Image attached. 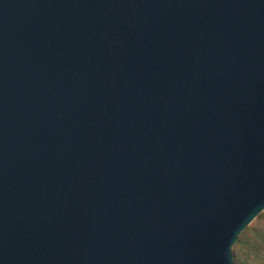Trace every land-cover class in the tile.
<instances>
[{
    "label": "water",
    "instance_id": "95a60500",
    "mask_svg": "<svg viewBox=\"0 0 264 264\" xmlns=\"http://www.w3.org/2000/svg\"><path fill=\"white\" fill-rule=\"evenodd\" d=\"M264 212V0H0V264H234Z\"/></svg>",
    "mask_w": 264,
    "mask_h": 264
},
{
    "label": "trees",
    "instance_id": "16d2710c",
    "mask_svg": "<svg viewBox=\"0 0 264 264\" xmlns=\"http://www.w3.org/2000/svg\"><path fill=\"white\" fill-rule=\"evenodd\" d=\"M234 264H264V212L236 240Z\"/></svg>",
    "mask_w": 264,
    "mask_h": 264
},
{
    "label": "rangeland",
    "instance_id": "374dc122",
    "mask_svg": "<svg viewBox=\"0 0 264 264\" xmlns=\"http://www.w3.org/2000/svg\"><path fill=\"white\" fill-rule=\"evenodd\" d=\"M255 221H257V219H256ZM255 221H254V222H255ZM254 222H253V223H254ZM253 223H252V224H253ZM252 224H251V225H252ZM251 225H250V226H251Z\"/></svg>",
    "mask_w": 264,
    "mask_h": 264
}]
</instances>
